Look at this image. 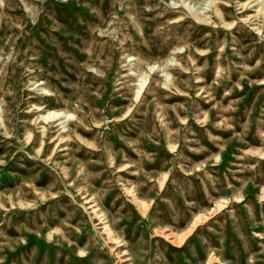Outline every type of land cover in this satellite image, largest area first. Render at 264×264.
<instances>
[{
  "label": "rangeland",
  "instance_id": "1",
  "mask_svg": "<svg viewBox=\"0 0 264 264\" xmlns=\"http://www.w3.org/2000/svg\"><path fill=\"white\" fill-rule=\"evenodd\" d=\"M256 1L0 0V264H264Z\"/></svg>",
  "mask_w": 264,
  "mask_h": 264
},
{
  "label": "bare ground",
  "instance_id": "2",
  "mask_svg": "<svg viewBox=\"0 0 264 264\" xmlns=\"http://www.w3.org/2000/svg\"><path fill=\"white\" fill-rule=\"evenodd\" d=\"M257 1H259V0H257ZM257 1H256V2H257ZM258 3H259V2H258ZM259 4L261 5V8H264V5H263V4H261V3H259ZM59 114H60L59 112L51 113L52 116H54V115H59ZM48 116H50V114H48V115L45 117V119H47Z\"/></svg>",
  "mask_w": 264,
  "mask_h": 264
}]
</instances>
